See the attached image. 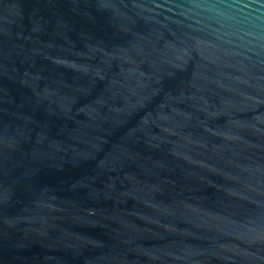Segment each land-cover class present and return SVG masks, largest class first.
Instances as JSON below:
<instances>
[{"label": "water", "instance_id": "95a60500", "mask_svg": "<svg viewBox=\"0 0 264 264\" xmlns=\"http://www.w3.org/2000/svg\"><path fill=\"white\" fill-rule=\"evenodd\" d=\"M0 264H264V0H0Z\"/></svg>", "mask_w": 264, "mask_h": 264}]
</instances>
